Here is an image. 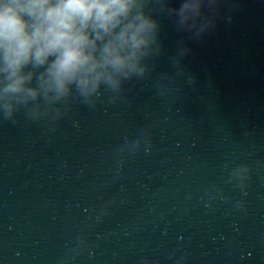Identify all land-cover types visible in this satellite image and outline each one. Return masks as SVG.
<instances>
[{"label": "clouds", "instance_id": "1", "mask_svg": "<svg viewBox=\"0 0 264 264\" xmlns=\"http://www.w3.org/2000/svg\"><path fill=\"white\" fill-rule=\"evenodd\" d=\"M202 5L183 3L181 23L188 10L199 16ZM137 7L138 0H0L5 117L41 97L59 100L73 87L89 96L102 84L118 88L122 80L142 76L141 60L154 43L157 22Z\"/></svg>", "mask_w": 264, "mask_h": 264}]
</instances>
